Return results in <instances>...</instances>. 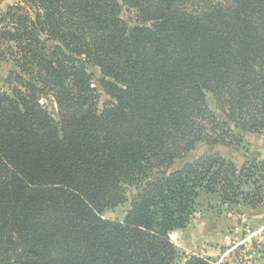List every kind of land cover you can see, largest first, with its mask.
I'll return each instance as SVG.
<instances>
[{
  "label": "trees",
  "instance_id": "16d2710c",
  "mask_svg": "<svg viewBox=\"0 0 264 264\" xmlns=\"http://www.w3.org/2000/svg\"><path fill=\"white\" fill-rule=\"evenodd\" d=\"M1 82L0 264H211L170 234L207 195L262 201L257 157L173 165L264 132V0H19L0 10Z\"/></svg>",
  "mask_w": 264,
  "mask_h": 264
},
{
  "label": "rangeland",
  "instance_id": "374dc122",
  "mask_svg": "<svg viewBox=\"0 0 264 264\" xmlns=\"http://www.w3.org/2000/svg\"><path fill=\"white\" fill-rule=\"evenodd\" d=\"M19 0H0V10L7 7L8 4L16 3ZM7 53L10 51L5 49ZM9 63L12 61L9 59ZM88 72L92 75V86L98 93V107L101 109L105 102L109 100V96L105 93L101 86L102 74L95 66H88ZM4 78L8 76L5 71ZM0 90L9 91L8 83L1 82ZM207 103L218 118L223 119V114L216 107L213 96L210 93L206 95ZM41 102L49 110L55 120H58L57 105L54 98L47 93L41 94ZM241 136L240 143H230L228 146L216 145L209 146L205 143H200L197 148L188 154L184 159L175 162L173 167L182 164L185 160L192 159L195 155L205 151L216 150L226 158L236 156L241 160H246L251 157H257L259 160H264V132H242L237 131ZM156 175V173H155ZM264 190V189H263ZM136 192L134 187H128L127 193L129 200L126 203L120 204L114 208L106 209L103 212V217L122 219L126 211L130 207V198ZM262 201L255 207L249 205H236L221 203L217 196L207 195L206 201L193 214L188 225L182 229L174 231L172 241L178 250L185 255L204 254L203 258L209 261H215L227 249L234 246L236 242H240L247 234L264 226V194ZM192 239V240H191ZM190 246L201 247L199 254L186 253L190 251ZM255 251L254 259H249L250 264H258V260H262L264 264V230L260 231L257 236L251 238L241 245V248L235 249L227 258V264H246L245 258L251 251ZM213 251L209 257L208 252ZM208 254V255H207Z\"/></svg>",
  "mask_w": 264,
  "mask_h": 264
},
{
  "label": "built area",
  "instance_id": "2783aa9c",
  "mask_svg": "<svg viewBox=\"0 0 264 264\" xmlns=\"http://www.w3.org/2000/svg\"><path fill=\"white\" fill-rule=\"evenodd\" d=\"M263 230H264V226H261V227L258 228L257 230L250 232L249 234H247V235L245 236V238H244L243 240H241L240 242H236V243L234 244L233 247L227 249V250L224 251L222 254H220V256H219V258H218L217 260H215V261H209V262H210L211 264H227V258H228L229 254H230L231 252H233V251H234L235 249H237V248H241V245L244 244L245 241L250 240L251 238L257 236V234H258L260 231H263ZM172 234H173V232L170 234V239H171V240H172ZM172 242H173V241H172ZM255 255H256L255 251L252 250V251L249 253V255L245 258V263H246V264H250V263H249V259H254Z\"/></svg>",
  "mask_w": 264,
  "mask_h": 264
},
{
  "label": "crops",
  "instance_id": "0c3cea01",
  "mask_svg": "<svg viewBox=\"0 0 264 264\" xmlns=\"http://www.w3.org/2000/svg\"><path fill=\"white\" fill-rule=\"evenodd\" d=\"M192 240V239H191ZM191 248H190V251L189 250H186V253H188V252H190L191 254H199V253H202V252H200V250L202 249L201 247H199V249L197 248V246L195 247H193V246H190ZM208 252V251H207ZM209 253V255L207 256V257H209L210 255H211V253H213V251H211V252H208ZM263 255V258H264V253H262ZM201 255V257H206V256H204V254H200ZM261 259L260 260H258V264H261Z\"/></svg>",
  "mask_w": 264,
  "mask_h": 264
}]
</instances>
